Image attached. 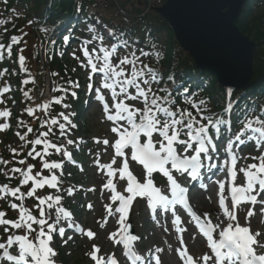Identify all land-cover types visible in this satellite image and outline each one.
Masks as SVG:
<instances>
[{
  "label": "snow or ice",
  "instance_id": "6c2138e0",
  "mask_svg": "<svg viewBox=\"0 0 264 264\" xmlns=\"http://www.w3.org/2000/svg\"><path fill=\"white\" fill-rule=\"evenodd\" d=\"M12 12L19 16L16 9ZM8 22L0 19V25ZM86 27L90 37L71 52L77 66L70 71L86 72L83 87L89 100L85 103L100 105L103 122L110 123L109 137L90 141L76 137L79 125L70 100H79V79L69 77L66 86L52 88L59 95L41 100L34 99L30 89H18L22 102H27L20 117L34 118L38 127L17 118L15 146L9 143L6 148L10 158L0 155V201L7 205V210L0 209V264H60L58 243L66 247L77 237L91 244L86 252L91 264H121V256L124 264H163V247H152L147 254L137 251L142 237L132 231L129 220L138 200L145 201L153 222L175 235L177 246L169 244L168 248L178 264H264V229H252L249 219L257 215V208L264 215V107L246 102L238 108L239 100L232 99L229 88L224 106L214 111L211 96H201L202 89L193 88L178 72L164 66L165 56L148 30L140 37L99 28L95 21ZM4 31L7 34L6 27ZM28 35L21 29L20 34L8 36L7 43L0 42V62L9 59L27 73L22 86L37 82L26 66L29 58L23 45ZM71 40L63 35L61 47ZM59 55L63 58L65 51ZM145 58L154 59L159 67L145 63ZM64 71L67 74L69 69L65 66ZM11 74V64L0 69V135L12 131L11 118L19 107L8 95L13 91L11 84L2 80ZM51 76L60 73L52 71ZM53 105L62 110L53 114ZM89 142L97 148H84ZM249 145L255 154L243 153ZM101 147L103 153L112 151L107 163L101 162ZM81 150L90 156L95 153L91 166L102 177L99 188L65 184V176L72 175L64 171L69 164L84 171L76 159ZM56 154L60 158L52 159ZM133 165L140 167V175ZM217 173L223 179H213ZM121 183L123 190H118ZM212 184L217 186L216 207L197 211L190 193H209L205 199L212 202ZM89 193H98L102 201L103 222L98 219V227L103 230L115 221L106 236L113 248L107 255L94 242L99 233L86 227L65 204L83 194L78 206L92 212L94 203L83 202ZM29 199L31 206L26 204ZM242 206L243 218L238 215ZM189 239H203L205 250L193 252Z\"/></svg>",
  "mask_w": 264,
  "mask_h": 264
},
{
  "label": "trees",
  "instance_id": "16d2710c",
  "mask_svg": "<svg viewBox=\"0 0 264 264\" xmlns=\"http://www.w3.org/2000/svg\"><path fill=\"white\" fill-rule=\"evenodd\" d=\"M114 2H116V0H84L81 8L76 10L73 0H8L7 4L3 3V0H0V19L9 21L6 25H0V42L7 43L8 36L20 34L21 29L29 33L26 37L27 44L23 45L26 48L24 54L29 58L26 61V66L37 81L35 84L22 86L20 81L23 75L27 76V73L18 70L17 66L12 64L9 59H5L0 65V69H2L11 64L13 74L5 75L2 79L13 85L14 90L11 96H13L19 104V107L14 109L11 118V122L13 123L12 131H9L7 135H4L3 138L0 139V155H2L3 158H10L6 148L9 143H12L13 132L16 130L15 120L17 118L25 119L34 129L38 127V121L34 118H29L26 115L20 117V112L27 102H22V93L18 89L21 87L30 89V94L33 97L36 91L44 88L42 81L43 73L40 68V64L42 63L39 55L40 44L50 37L52 29L59 23H62L64 29L70 26L71 30L79 23L76 31L83 34L84 37L90 36L87 27L84 26L94 21L97 22L98 27L99 24H101L117 32L126 31L140 37H144L145 30H148L151 32L154 41L160 46L165 56L163 61L164 66L178 72L193 88L202 89L201 96H211L214 111H220L224 106L226 90L219 87L216 79L209 73L199 72L196 69L193 59L179 47L170 27L153 11V6L149 4V0H138L137 2L127 0L124 3L120 2L119 5L127 11L129 15L128 18L121 17L117 14ZM162 2L164 3L165 0H162ZM12 9H16L19 16L13 13ZM91 9L94 10L93 15L88 14V10ZM76 12L79 14L78 20L73 18V14ZM29 20L33 21L31 25L28 23ZM5 27L7 28V34H5L4 31ZM238 27L245 36L258 45L259 57L254 62L252 82L258 79H260V81L248 91H233L232 99L234 101L237 99L239 100L237 104L238 108L246 102H254L256 105L264 107V101H261L262 97L256 99V97L264 94V0H248L243 15L238 20ZM45 29H47V31H45ZM64 35L72 36L73 32L71 33L68 31ZM60 41L61 39L56 42L54 50L52 49L50 51L49 57H53L52 59H48L50 69L57 70L61 73L63 82L59 87L66 86V80L69 77L73 80L79 79L82 85L83 82L79 76V71L81 69L77 68L75 73H71L70 70L77 66V61L72 59L71 54H68L65 45L63 48L61 47ZM60 51H65L63 58L59 55ZM12 59L14 60L15 57ZM144 62L151 63L155 66L152 58H145ZM65 66L69 69L67 74H65L64 71ZM82 89L83 85L79 91L78 101L70 100L72 103L71 110L77 113L75 117L76 123L78 122L77 120L82 110L83 96L85 95ZM56 95H59V93H56ZM8 106L12 107L11 102H9ZM61 110V106H52L53 114ZM37 115H40L39 111H37ZM232 119L234 126H236L235 121L237 116L234 114ZM85 124L86 121H80L78 124L79 129L76 133L90 135V129L88 126H85ZM13 146L15 145L13 144ZM59 158V154L52 156V159L58 160ZM64 171L66 174H72L70 178L67 177V175L65 176V184H74V182H72V179L75 178L73 169H64ZM2 179L3 178L0 177V180ZM13 183L15 182L13 181ZM32 203L33 201L31 199L26 201V204L29 206H31ZM65 204L67 207H71L69 199L65 201ZM3 206L7 205L4 201H0V209H3ZM9 212L11 215H14L11 210H9ZM59 257L65 261V263H68V258L63 252H60Z\"/></svg>",
  "mask_w": 264,
  "mask_h": 264
},
{
  "label": "water",
  "instance_id": "95a60500",
  "mask_svg": "<svg viewBox=\"0 0 264 264\" xmlns=\"http://www.w3.org/2000/svg\"><path fill=\"white\" fill-rule=\"evenodd\" d=\"M247 0H166L155 11L200 71L216 76L222 87L247 89L257 44L237 26Z\"/></svg>",
  "mask_w": 264,
  "mask_h": 264
},
{
  "label": "rangeland",
  "instance_id": "374dc122",
  "mask_svg": "<svg viewBox=\"0 0 264 264\" xmlns=\"http://www.w3.org/2000/svg\"><path fill=\"white\" fill-rule=\"evenodd\" d=\"M127 0H116L114 2L116 9H122L119 3H124ZM129 1V0H128ZM138 1V0H133ZM130 3V2H129ZM162 0H149V4L153 7H161L162 6ZM120 12V10H119ZM122 13V12H120ZM118 14V13H117ZM122 15V14H121ZM44 49V46L42 48V51ZM44 59V58H43ZM57 71V70H53ZM60 73V72H59ZM60 78L61 73H60ZM58 77H50L49 73L45 76V82H46V88L43 92V97H37L38 100L46 99L48 98V91H49V85H57L60 83L57 80ZM61 81V79H60ZM51 91V88H50ZM90 109V108H89ZM82 118L88 119L87 124L91 125V134L96 135L99 137H102L101 139L105 137H109L108 127L103 122V116L101 114V109L98 105L92 107L90 110H87V112H84L81 115ZM13 143V141H12ZM14 144V143H13ZM103 153V148L101 147L99 149ZM95 155V153L92 154V156ZM92 156H90V159L92 161ZM112 156V151L109 149L107 153H103L101 156V162L107 163L109 162L110 158ZM80 176H85L86 180L83 184H86V187H90L92 185H95L97 188H99L101 184L102 177L96 173V169L92 167L91 165L86 170V173H81ZM83 182V181H82ZM216 192L217 187L212 189L210 191V194L213 196V201L208 202L205 199V196L209 193H203L201 195H197L195 198L196 207L199 210H210L216 207ZM74 202H76V199H73ZM140 203H143V200H139ZM86 202H93L94 203V211H80L77 215V218L82 221L83 223L87 224L89 227L94 229V231H97L99 233L98 239H96L94 242L101 246L103 253L105 255L109 254L113 248L112 245L107 241L106 236L109 231H111L116 225L114 221H111L103 230H101L96 221L99 219L101 220V223L103 222L102 216H103V210H102V201L99 199V195L89 193L87 194L86 199L83 201ZM7 208V206H4ZM238 215L243 218L246 213L243 210H240ZM251 222V228L254 230H262L264 229V220L259 218H249ZM130 223L133 225L136 224L138 228L136 229V234L140 235L142 237V246H146L148 249L159 246L164 248V253L162 254L163 264H168L169 261L172 259L175 263L178 264V261L175 257V255L169 251V244L172 245L173 248L177 246L176 237L173 234H168L163 231V227L161 225H157L156 223H150L149 217L147 216L146 209H143L142 211H137V209L133 210L130 216ZM170 227V224H169ZM146 237V238H144ZM189 246L192 247V249L196 252V247L193 244L194 242L190 239L188 240ZM91 244L83 239V238H76L74 242H70L66 247H60L58 243V249L61 248L63 250V253L68 257V264H91L90 260L86 256V252L90 249ZM60 262V261H59ZM61 264V262H60Z\"/></svg>",
  "mask_w": 264,
  "mask_h": 264
},
{
  "label": "bare ground",
  "instance_id": "6f19581e",
  "mask_svg": "<svg viewBox=\"0 0 264 264\" xmlns=\"http://www.w3.org/2000/svg\"><path fill=\"white\" fill-rule=\"evenodd\" d=\"M168 264H177V263H175L172 259L169 261V263Z\"/></svg>",
  "mask_w": 264,
  "mask_h": 264
}]
</instances>
